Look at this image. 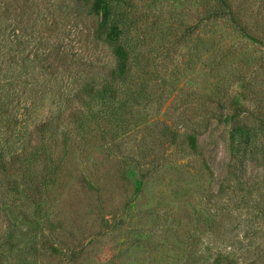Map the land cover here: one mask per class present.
<instances>
[{
  "label": "rangeland",
  "instance_id": "obj_1",
  "mask_svg": "<svg viewBox=\"0 0 264 264\" xmlns=\"http://www.w3.org/2000/svg\"><path fill=\"white\" fill-rule=\"evenodd\" d=\"M208 2L117 0L114 16L144 84L129 115L132 127H104L81 110L85 127L62 142L53 162L43 158L39 170L54 169L52 185H33L17 202L22 215L11 230L16 239L7 232L2 242L3 264H264V218L254 206L261 192L254 191L242 216L231 205L224 212L228 197L219 194L221 136L243 115H227L212 137L180 127L183 116H210L211 107L197 106L195 95L219 78L232 94V110L264 113V33L253 42L226 22L206 20ZM43 5L34 33L20 25L6 31L22 43L17 65L0 66V136L10 131L11 152L30 143L35 124L66 108L90 64L104 70L116 64L109 46L93 40L101 18L85 17L84 0ZM233 48L212 71L214 59ZM233 72L251 77L255 102L244 98V85L227 82Z\"/></svg>",
  "mask_w": 264,
  "mask_h": 264
},
{
  "label": "trees",
  "instance_id": "obj_2",
  "mask_svg": "<svg viewBox=\"0 0 264 264\" xmlns=\"http://www.w3.org/2000/svg\"><path fill=\"white\" fill-rule=\"evenodd\" d=\"M22 1L23 5L20 7V0H0V66L3 64L13 68L17 65V47L22 46L15 38L13 41L7 37L6 31L12 28L14 32L20 25L23 31L31 29L34 33L44 21L42 8L45 0ZM84 3L85 17L93 20L101 18L93 40L97 45L101 43L109 46L116 64L110 70L93 69L94 64H90V76L84 82H79L75 95L71 101L68 100L66 108L35 124L30 134V143L22 150L11 152L9 130L3 133L4 140L0 136V248L7 232L12 239H16L11 230L22 215L19 214L17 202L29 197L33 185L37 189H45L52 182L54 169L45 163L44 173L39 170L43 158L53 162L62 142L70 140L74 133L78 135V130L85 127L81 110H86L98 125L105 124L104 127H107L115 124L125 132L132 127L129 115L132 116L137 106L136 95L142 92L144 84L135 71L133 64L136 59L133 57V49L126 43L125 30L114 16L117 0H84ZM202 15L211 22H226L234 32L253 42H259V35L264 33V0H210ZM14 36L18 37L16 34ZM235 51V48L229 49L228 54L215 58L212 71L219 68L224 59L232 57ZM234 66L237 69L239 64L235 63ZM227 82L230 86L235 83L244 85V98L250 99L252 103L256 101V98H252L256 96L255 83L250 76L233 72ZM195 97L197 106L211 107L208 110L209 117L197 116L192 120L186 116L181 118L180 127L190 129L192 136L196 138L214 136L219 132L217 125L222 124L230 113L243 115V119L236 122L229 134L224 131V136H221L224 167H220L223 180L219 182V194L223 192L224 197H228L227 200L224 198V212L231 205L242 216V210L251 207L249 203L252 195L258 190L261 192L260 200L254 206L259 216L264 218L263 109L262 112L252 111L251 106H242L232 110L230 103L233 97L224 88V78L213 82L208 93L201 95L197 92ZM74 118L79 120L81 126L76 125ZM13 132L12 130V134ZM40 196L36 191L31 198L37 204ZM256 218V222L260 224L261 219ZM9 219L10 222L6 223ZM4 259V251H0V264L5 262Z\"/></svg>",
  "mask_w": 264,
  "mask_h": 264
}]
</instances>
